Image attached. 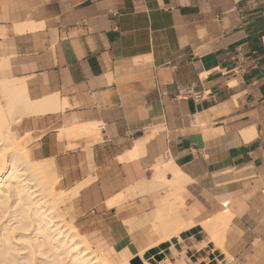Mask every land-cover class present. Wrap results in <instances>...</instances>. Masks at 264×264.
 <instances>
[{
  "label": "crops",
  "instance_id": "crops-1",
  "mask_svg": "<svg viewBox=\"0 0 264 264\" xmlns=\"http://www.w3.org/2000/svg\"><path fill=\"white\" fill-rule=\"evenodd\" d=\"M0 53L31 101L65 104L18 129L60 187L79 189L74 215L108 254L146 247L126 222L149 211L142 181L172 161L194 225L170 259L264 264V0H0ZM217 208L232 214L222 248L200 228Z\"/></svg>",
  "mask_w": 264,
  "mask_h": 264
},
{
  "label": "bare ground",
  "instance_id": "bare-ground-1",
  "mask_svg": "<svg viewBox=\"0 0 264 264\" xmlns=\"http://www.w3.org/2000/svg\"><path fill=\"white\" fill-rule=\"evenodd\" d=\"M64 106L57 98L31 101L23 83L13 78L0 80V264H112L108 258L96 254L78 228L69 224L64 213L62 215L59 211L58 205L65 197L75 195L79 189L69 194L57 192V177L47 174L50 167H46L47 179L43 161H33L26 149H18L15 145L17 138L12 130L13 122H19L22 116L56 111ZM142 145V142L137 143L127 157H136ZM188 181L172 161H159L153 167L151 179L140 184L139 189L146 192H153L161 186L167 188L168 193L157 201L155 212L129 223V227H142L148 242L135 256L139 264H150L143 258L145 252L169 244L173 238L193 227L191 215L184 211L182 196ZM116 202L115 199L109 200L107 206ZM231 218L232 214L224 211L201 222V230L218 248L223 247ZM132 258L120 253L118 264H132Z\"/></svg>",
  "mask_w": 264,
  "mask_h": 264
},
{
  "label": "rangeland",
  "instance_id": "rangeland-1",
  "mask_svg": "<svg viewBox=\"0 0 264 264\" xmlns=\"http://www.w3.org/2000/svg\"><path fill=\"white\" fill-rule=\"evenodd\" d=\"M5 65V66H4ZM8 79V78H11L10 76V72H9V69H8V65H7V62L5 59L2 58V54L0 53V80H4V79ZM19 115V112L15 114V117L17 116L18 117ZM27 116H22L21 117V120L19 122H13L12 124V129L14 131V134H15V137L17 138V142H16V147L18 149L20 148H24L26 149L29 154H30V147L28 146L29 144V141H28V138L26 135L22 134L21 131H19L18 127L21 123V121L23 120V118H25ZM76 132H78L76 130ZM83 132H81L82 134ZM85 136H88L90 137L91 139H95V138H98V134L97 133H92V134H82L78 137H85ZM31 155V154H30ZM32 158V156H31ZM33 161H35L33 158H32ZM38 162V161H37ZM41 162V161H40ZM48 162V161H47ZM43 163V165L45 166V175H49V176H52V174L54 175V173H51L53 172V166H51L52 162L50 163V161L48 163H46V161H43L41 162ZM47 164V165H46ZM48 166V167H47ZM49 168V171L47 173V169ZM53 170V171H52ZM55 172V171H54ZM47 173V174H46ZM51 173V174H50ZM56 174V172H55ZM48 175L46 176V178L48 177ZM55 176V175H54ZM57 176V174H56ZM151 176V175H150ZM53 177V176H52ZM49 178V177H48ZM47 178V179H48ZM56 178V177H55ZM58 178V176H57ZM53 179V178H52ZM57 180V179H56ZM56 191H63V192H66L69 194V191H66L64 190L62 187H60L58 185V180H57V183H56ZM168 193V189L167 188H164V187H157L155 191L153 192H148V193H145L143 195H145V199L143 200V202L146 203V207L149 209V211L147 213H144L142 214L140 217L136 218L135 220L133 221H136V220H142L145 216H148L150 215L151 213L155 212V208L157 206V201L156 199H162L163 197H165ZM70 195V194H69ZM67 196L65 197V199L63 200V202L61 204L58 205V208L60 213L63 215L64 213V219L69 223V224H73L76 228H78L80 234L85 238V240L87 241L89 247L96 253V254H99V255H104V257L106 256L109 261H111L112 264H118L120 263V259H117V256H112L111 254H108L106 249L104 248L103 245L99 244V243H96L92 238L93 236L88 234V231L86 228L81 222H80V219L79 218H76L75 215H74V212H73V209H72V198L74 196ZM68 198V199H67ZM66 200V201H65ZM125 200L123 201H120L119 203H116L117 205L123 203ZM156 201V203H155ZM115 204V205H116ZM187 208V206H186ZM69 209V210H68ZM67 210V211H66ZM217 210L222 213L224 211V209H221L219 210L217 208ZM212 214H209L207 216H205L204 218L208 217V216H211ZM69 218V219H68ZM204 218L200 219V220H203ZM200 220H196L195 219V223L196 225L200 224ZM133 221H127L126 224L128 225V230H129V233H130V236L132 238V241L134 243H137V245H141V249H143V247L147 246V238L145 236V233L143 232V228L142 227H137V228H134V227H129V223L130 222H133ZM200 222V223H199ZM228 228V227H227ZM226 228V230H227ZM196 230L198 232H200V236L198 235V237L200 239H204L205 237V234L203 232L200 231V228H196ZM226 233V231H225ZM174 239V238H173ZM138 241H140L138 243ZM205 241H207V238L205 237ZM173 244V241L171 240V242L168 244H162L160 245L159 247L157 248H154L152 250H148L147 252H145L143 254V258L146 262L150 263V264H175L173 260L170 259V251H169V247ZM104 248V249H103ZM143 251V250H140V252ZM139 253V252H138ZM136 257H133L132 260L130 261V263H132V261L135 259Z\"/></svg>",
  "mask_w": 264,
  "mask_h": 264
},
{
  "label": "built area",
  "instance_id": "built-area-1",
  "mask_svg": "<svg viewBox=\"0 0 264 264\" xmlns=\"http://www.w3.org/2000/svg\"><path fill=\"white\" fill-rule=\"evenodd\" d=\"M236 1H243V0H236ZM238 60H239V63L242 64V58H241V53L238 52ZM241 68V65L238 67V69ZM179 94L183 96V98H193L195 100H199L201 98H203V93H192L189 89H182L179 91ZM261 192L264 194V188L261 190ZM227 205L224 204L223 206L225 207Z\"/></svg>",
  "mask_w": 264,
  "mask_h": 264
},
{
  "label": "water",
  "instance_id": "water-1",
  "mask_svg": "<svg viewBox=\"0 0 264 264\" xmlns=\"http://www.w3.org/2000/svg\"><path fill=\"white\" fill-rule=\"evenodd\" d=\"M132 264H139V259L135 258V259L132 261Z\"/></svg>",
  "mask_w": 264,
  "mask_h": 264
}]
</instances>
